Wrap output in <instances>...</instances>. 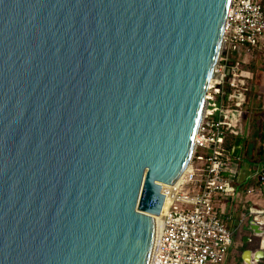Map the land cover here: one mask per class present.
<instances>
[{
  "label": "water",
  "instance_id": "obj_1",
  "mask_svg": "<svg viewBox=\"0 0 264 264\" xmlns=\"http://www.w3.org/2000/svg\"><path fill=\"white\" fill-rule=\"evenodd\" d=\"M230 2L0 0V264H151Z\"/></svg>",
  "mask_w": 264,
  "mask_h": 264
},
{
  "label": "built area",
  "instance_id": "obj_2",
  "mask_svg": "<svg viewBox=\"0 0 264 264\" xmlns=\"http://www.w3.org/2000/svg\"><path fill=\"white\" fill-rule=\"evenodd\" d=\"M255 50L264 52V0H231L215 65L219 78L208 84L194 153L175 185L151 264H231L227 256L233 232L228 228L230 217L216 205L218 199L230 196L246 213L242 222L250 217L264 226V207L254 206L249 197L257 190L237 189L236 160L240 159L226 146L230 135L243 133L249 88L243 66ZM261 177L264 184V170Z\"/></svg>",
  "mask_w": 264,
  "mask_h": 264
},
{
  "label": "crops",
  "instance_id": "obj_3",
  "mask_svg": "<svg viewBox=\"0 0 264 264\" xmlns=\"http://www.w3.org/2000/svg\"><path fill=\"white\" fill-rule=\"evenodd\" d=\"M252 102L257 105L253 115L258 119L257 113H260V108H264V104L257 98ZM250 121L251 119L245 121L247 126L245 125L243 133L238 136L230 135L227 138L226 146L235 157L240 159L236 160L237 176L235 185L237 189L244 193L251 187L255 188L257 190L256 197H259V202H251V204L264 207V184L263 180H260L261 173L264 170V127L260 129V126L264 124V120H258V123H253L252 126H250ZM216 205L223 211V216L230 217L228 228L232 230L233 237L237 238L235 242L232 240V244L229 247L232 255L229 261L228 250L227 261L231 264H245L246 260L255 262L256 251L262 249L261 242L264 239V233L261 234V231L264 230L263 222L256 221L261 225L260 227H255V229L251 228L250 221L253 219L250 217L242 222L240 220L241 216L246 213L239 205L237 206L233 202L230 196L218 199ZM257 264H264V258L257 262Z\"/></svg>",
  "mask_w": 264,
  "mask_h": 264
},
{
  "label": "rangeland",
  "instance_id": "obj_4",
  "mask_svg": "<svg viewBox=\"0 0 264 264\" xmlns=\"http://www.w3.org/2000/svg\"><path fill=\"white\" fill-rule=\"evenodd\" d=\"M243 67L249 85L245 97L246 107H244V112H242L244 116L243 123L247 126V123H245V121L251 119L250 126H252L253 123L257 124L258 120L259 121L264 120V108H260V113L259 112L257 113L259 118L257 119V117L253 115L254 109L257 107V105H255L252 102L254 101L255 98H257L258 100L261 101L262 104H264V52L255 50L252 53H249ZM245 125L243 126V131ZM263 127L264 124L260 126V129H262ZM249 197L252 202H259V197H256V194H250ZM236 240L237 238L233 237V241L235 242ZM231 255L232 252L231 250H229V257H228L229 261Z\"/></svg>",
  "mask_w": 264,
  "mask_h": 264
},
{
  "label": "bare ground",
  "instance_id": "obj_5",
  "mask_svg": "<svg viewBox=\"0 0 264 264\" xmlns=\"http://www.w3.org/2000/svg\"><path fill=\"white\" fill-rule=\"evenodd\" d=\"M213 78L217 79V78H219V77L215 74V76H214ZM213 78H212V79H213ZM189 164H190V163L187 164V166L185 167V170L189 167ZM185 170L182 172V174L180 175V177L177 179V182H178V181L181 179V177L184 175L183 173L185 172ZM177 182H176V183H177ZM161 229H162V228H161ZM160 234H161V231H160ZM159 237H160V235H159ZM158 239H159V238H158Z\"/></svg>",
  "mask_w": 264,
  "mask_h": 264
}]
</instances>
